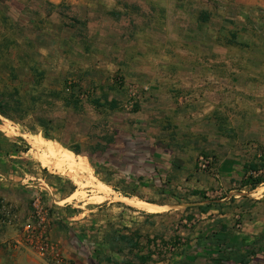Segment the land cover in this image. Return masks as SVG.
<instances>
[{"label":"rangeland","instance_id":"374dc122","mask_svg":"<svg viewBox=\"0 0 264 264\" xmlns=\"http://www.w3.org/2000/svg\"><path fill=\"white\" fill-rule=\"evenodd\" d=\"M124 4H128L126 9ZM112 10L124 15H111ZM202 10L209 15L207 23L197 19ZM72 18L86 19V27L77 24L73 28ZM232 33L240 45L227 44ZM64 80L81 85L83 108L75 112L60 100L43 105L44 115L57 125L48 134L56 145L32 144L37 134L41 137L44 133L38 128L29 130L31 117L25 123L3 121L10 126L0 127L4 145L0 155V230L8 232L2 245L17 244L14 239L18 236L26 247L37 250L25 229L36 199L48 217H57L66 204L87 200L85 190L91 189L92 199L104 200L103 215L122 211L124 220H129L132 211L118 202L134 204L115 188L135 181L138 196L173 202L163 183L139 171L145 164L140 165L143 154L135 161L126 159L131 157L129 148L124 150V160L112 147L102 155L90 156L97 180L75 187L69 183L68 171L51 164L43 170L41 153L54 146L64 151L63 144L75 142L85 151L91 142L88 135L104 131L155 135L163 130L169 138L182 136L177 139L183 148L176 160L183 165V173L170 182L179 194L199 189L209 197L235 195L242 206L246 203L241 198L243 192L250 198L263 194L264 183L251 192L237 193L233 180L241 176L242 164L257 158L264 148V0H0V87L18 89L30 105L31 100L46 101L45 94L60 90ZM87 90L96 97L101 92L116 97L118 108L95 111L84 100ZM178 98L181 103L177 106ZM146 121L153 124L144 126ZM219 122L230 131L220 133ZM20 133L26 142L18 140ZM189 138L195 142L185 143ZM12 142L17 148L27 147V153L6 156L7 149L13 150L7 146ZM139 176L142 181H137ZM109 200L112 203L106 206ZM189 200L202 201L199 197ZM237 203L229 202L225 210L236 209ZM141 206L140 210H145ZM149 207L154 212L162 210ZM69 210H63L64 214H70ZM191 210L179 205L164 209L162 214L170 216L169 229H175L176 224L183 228V218L198 212ZM238 219L234 217V222Z\"/></svg>","mask_w":264,"mask_h":264},{"label":"crops","instance_id":"0c3cea01","mask_svg":"<svg viewBox=\"0 0 264 264\" xmlns=\"http://www.w3.org/2000/svg\"><path fill=\"white\" fill-rule=\"evenodd\" d=\"M50 1L58 3L65 0ZM246 3L253 2L246 1ZM179 101L181 103L178 98L177 106ZM3 121L11 123V121L1 118L0 127L8 126H5ZM148 124L153 123L146 121L144 126ZM0 131L3 132L1 128ZM127 134L131 135V138ZM20 135L18 137H22L23 134L20 133ZM33 136L35 138V135ZM36 136L37 141L32 139V144L38 146L42 143L46 145L47 142L52 146L55 144L54 140L43 135L40 137L37 134ZM115 138L112 148L119 150V159L126 158L124 156L126 148H129L131 153V157L126 158L127 160L135 161L138 156L143 154L144 161L140 165L145 164L139 171L154 182L165 184L166 179L176 181L182 175L183 165L176 160L180 149L183 148L177 139H182V136L173 135L172 139L169 136L166 137L163 130H160V133L155 135L144 131L141 133L130 131L122 134L116 132ZM23 139L26 141L25 138ZM31 142H28L27 145L31 146ZM194 142L193 138L185 140V143ZM54 147L56 148L40 154L43 170H46L44 167L51 164L54 168H59L58 170L61 168L64 169L63 171H68L67 177L73 187L79 183L86 184L91 182L90 180H97L95 166L89 156L83 153L80 156L75 155L67 149L62 151L58 150L57 146ZM20 157L17 156V158ZM173 162L179 164V169L173 166ZM74 176L75 179H73ZM132 182L135 183V181ZM101 185L109 188L105 184L101 183ZM133 186L135 185H131V187ZM85 191L89 196L87 200H79V204H66L64 209L59 208L61 211L57 212V217L53 215L49 217V236L58 250L59 258L51 252L45 255L37 253L26 247L18 236L14 239L17 244L11 245L7 242L2 245V242L6 241L8 232L0 230V264H138V260L134 257L135 254L147 255L149 252H152L151 260L144 264H179L180 260L186 258L193 260L191 264H213L207 255V251L211 252L210 248L203 246L204 237L210 238L212 233L226 235L227 238L226 245L217 248H221L223 254L230 258H224L219 264H243V261L244 264H264V192L257 198L241 197L246 202L242 209L225 210L223 213L215 208L200 212L198 206L206 201L189 200L197 197L193 195H188L180 203L145 200L138 196H132L138 198L132 201L129 199L132 197L123 196L124 200L134 204L118 202L121 208L125 206V209L132 211L133 216L129 217V220H124L122 211L117 215H103L104 200L92 199L91 189ZM73 195L74 193L69 197ZM221 200L226 201L225 205L229 204L228 199ZM236 201H238L237 205L241 203L240 200H235L233 203ZM110 203H112L111 200L105 202L106 206ZM138 205H142L141 207H144L145 210H140ZM179 205H183L189 211L196 208L198 212H192V215L187 214L183 218L182 221L186 223L183 228H179V225L176 224L175 229H169L167 221L170 216H163L164 212L162 211L168 207ZM148 206L158 207L162 210L154 212L147 209ZM69 208H71L70 214H64V211ZM236 216L239 218L238 223L234 222ZM117 234L131 235L137 246L130 249L121 243L111 242L110 239ZM212 254L216 255L217 251Z\"/></svg>","mask_w":264,"mask_h":264},{"label":"trees","instance_id":"16d2710c","mask_svg":"<svg viewBox=\"0 0 264 264\" xmlns=\"http://www.w3.org/2000/svg\"><path fill=\"white\" fill-rule=\"evenodd\" d=\"M60 5V4H58ZM129 6L134 7L135 9H138V6L129 4ZM125 9L128 7V4H124ZM111 15L121 16L124 15L123 12L119 11H110ZM198 21L201 23H207L209 20V15L205 11H200L197 16ZM73 23L71 26L74 28L77 24L81 25L83 28L86 27L87 20L83 19H77L72 18ZM232 39L227 42L228 45H240V42L236 40V34H231ZM34 71V68L32 69ZM39 73L40 75H43V72H35ZM1 84V83H0ZM3 87V86H2ZM0 87V124H1V118H5L11 122L14 123H25L26 119L28 117H31V120L29 121V130L33 131L35 128L41 129V131L44 133V136L49 139H54L51 137H48L49 133L52 132V130L57 126L56 123H54L53 120L48 119L44 113L46 112V109L43 108L44 104H47L48 106L53 105V100H60L62 102V105L66 108H70L75 112L81 111L83 108L82 105V87L78 82L72 83L67 82L64 80V84L60 90H49L45 95L47 100L39 101L31 100L32 104L28 105L26 102L23 101L22 97L19 94L18 89H15L13 91H7L6 89ZM86 92L85 90H83ZM85 101H87L95 111H114L118 108L119 102L117 101L116 97L109 98L107 93L101 92L99 96H93V94L87 90L86 96L84 98ZM136 106V104H134ZM133 112L136 111V109L132 110ZM217 130L220 133H227L230 131V129H226L224 127V124L218 123L217 124ZM175 134V133H174ZM1 135V131H0ZM115 135L116 132H109L104 131L102 134L92 136V134H89L88 137L91 139V142L88 144L87 150L82 151V146L80 143L75 142L71 146H65L63 144V147L69 151H71L75 155L84 154L86 156H94L95 154H104L107 152L112 145L115 143ZM6 137V136H5ZM173 139V137H171ZM18 140L20 142L24 143V139L22 137H18ZM26 142V141H25ZM62 144V143H61ZM7 146H10L13 148L12 151L9 149L6 150L5 155L8 157L13 158L14 156L18 155V153H25L27 151V147L20 149L16 147L15 142H12L11 144H8ZM3 141H0V155L4 152L3 151ZM14 155V156H13ZM175 168L179 169V164L172 163ZM137 181H142V177L139 176L136 178ZM236 183L235 189L237 193H242L244 190H254L257 187H259L261 184L264 183V148L262 149L261 153L257 158L245 161L242 164V174L237 180H233ZM171 179H166V183L163 185L166 191H168L169 197L173 199L174 202L180 203L183 201L188 195L197 196L202 201H206L204 204H201L198 206V209L200 212H206L210 208L218 209L220 213H223L225 209L229 208L230 206L225 205V200H221L223 198L228 199L230 203L235 201V195H220L219 197L213 196L209 197L206 195L205 191L199 190V189H191L186 192V194H179V191L174 190L170 186ZM133 185V182L125 184L124 188H115L120 191V193L123 196L132 197V196H138L135 192V186L131 187ZM135 185V184H134ZM127 189H130L127 190ZM140 197V196H138ZM241 197L246 198V195L243 193L241 194ZM142 198V197H140ZM143 199V198H142ZM146 200V199H145ZM242 205L238 204L235 206V208L242 209ZM226 235H218L216 233H212L210 238L207 236L204 237V247L210 248L211 252L207 251L208 258L213 262V264H219L221 263L224 258H230L228 256H225L220 249L217 247L226 245ZM111 242L115 243H121V245L127 246L130 249L135 248L137 246V243L133 240V237L129 234H117L113 238L110 239ZM217 248V249H216ZM119 250V249H118ZM121 251V249L119 250ZM217 251V254L213 256V252ZM222 253V254H219ZM151 254L152 252H149L147 255L143 254H135L134 257L138 260V264H144L147 261L151 260ZM193 262L192 259H183L179 261V264H191ZM244 264V261L242 262Z\"/></svg>","mask_w":264,"mask_h":264},{"label":"built area","instance_id":"2783aa9c","mask_svg":"<svg viewBox=\"0 0 264 264\" xmlns=\"http://www.w3.org/2000/svg\"><path fill=\"white\" fill-rule=\"evenodd\" d=\"M34 211L31 222L25 224L28 231V240L30 243L37 245L36 252L44 255L47 251L51 252L55 257H59L55 245L50 241L49 232L46 229L50 226V219L47 210L40 204L39 200L33 201Z\"/></svg>","mask_w":264,"mask_h":264},{"label":"bare ground","instance_id":"6f19581e","mask_svg":"<svg viewBox=\"0 0 264 264\" xmlns=\"http://www.w3.org/2000/svg\"><path fill=\"white\" fill-rule=\"evenodd\" d=\"M145 203H146V202H145ZM148 207H149V206H148ZM148 207H147V208H148ZM149 208H150V207H149ZM157 209H158V208H157ZM152 210H153V209H152ZM159 210H160V209H159Z\"/></svg>","mask_w":264,"mask_h":264}]
</instances>
